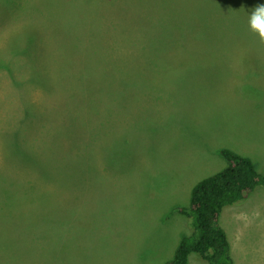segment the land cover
I'll return each mask as SVG.
<instances>
[{"label": "rangeland", "instance_id": "1", "mask_svg": "<svg viewBox=\"0 0 264 264\" xmlns=\"http://www.w3.org/2000/svg\"><path fill=\"white\" fill-rule=\"evenodd\" d=\"M149 1L0 0V264H165L192 232L179 212L192 186L227 164L218 151L264 172V43L248 26L264 0L209 4L188 42L152 61L134 20L138 3L155 15ZM56 6L65 14L52 23ZM26 22L46 24L50 86L6 46ZM57 25L76 46H62ZM91 43L104 57L76 82ZM74 88L100 102L71 140L86 105L75 94L71 106ZM219 226L233 264H264V187L223 208Z\"/></svg>", "mask_w": 264, "mask_h": 264}, {"label": "trees", "instance_id": "2", "mask_svg": "<svg viewBox=\"0 0 264 264\" xmlns=\"http://www.w3.org/2000/svg\"><path fill=\"white\" fill-rule=\"evenodd\" d=\"M219 1L152 0L149 1V4L157 11L155 10V15L151 16H148V13L145 14L148 7L138 3L134 20L136 22V30H140L142 35L139 44L141 55H143L141 57L152 61V54L160 50H168L167 48L171 45L178 43V41L180 43L181 39H184V42H188V38H186L188 35L184 31L191 29L193 14H200L202 17L200 18L202 20L200 25H203L207 18L205 15L208 13L206 9L212 6L216 8L215 5ZM211 3L214 5L210 7L209 4ZM64 14L61 7L56 6L52 12V23L60 20ZM58 25L53 28L62 38V46H66L67 43H69L70 47L76 46L77 43L69 39L70 36L66 27L63 28ZM55 39L57 38L54 36ZM49 40L45 23L26 22L21 25L19 30L10 34L6 43L7 48L11 51L20 49L25 52L32 75L46 85H49L53 80L50 76L51 69L48 66L50 58L47 57L46 53L47 45L51 46ZM100 47L97 44H92L88 48L94 53L87 52L82 54V62H80L78 71L75 72L78 75L70 74L74 76L76 82H80V75H85V72L84 74L82 73V65L88 64L87 74L89 71H94L96 63L100 61L99 59L102 56L99 51ZM65 57L63 56V58ZM105 71H107L106 75L109 78L111 73L106 68ZM96 75L98 76V73ZM100 75L103 76V73H100ZM85 82H87L86 79ZM76 91V88L71 91L70 104L74 110L77 107L79 108L75 100V94H80L79 98L86 103L85 111L87 107V113L85 111L84 113L80 112L83 108V103L80 101V111L78 113L76 110L75 120L72 119L74 123H70L64 134L65 139L72 135L71 140H75L74 137H77L78 133L83 129L82 126L85 123L86 114H92L96 108L98 109L100 102V99H97L93 93H91V96L86 95L83 98V92ZM78 118H81V120H77ZM218 153L227 164L218 172L201 179L192 186L189 208L179 210L187 218L192 232L188 236L181 237L176 245L172 259L165 264H187L190 254L197 255L200 260L207 264H233L228 238L224 230L219 226V214L223 208L238 205L245 201L258 186L264 187V172H258L253 162L247 157L227 150H220Z\"/></svg>", "mask_w": 264, "mask_h": 264}, {"label": "clouds", "instance_id": "3", "mask_svg": "<svg viewBox=\"0 0 264 264\" xmlns=\"http://www.w3.org/2000/svg\"><path fill=\"white\" fill-rule=\"evenodd\" d=\"M249 30L254 33L261 43H264V4L256 5L249 15Z\"/></svg>", "mask_w": 264, "mask_h": 264}]
</instances>
